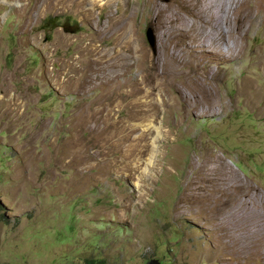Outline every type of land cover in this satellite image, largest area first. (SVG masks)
Here are the masks:
<instances>
[{
    "label": "rangeland",
    "instance_id": "1",
    "mask_svg": "<svg viewBox=\"0 0 264 264\" xmlns=\"http://www.w3.org/2000/svg\"><path fill=\"white\" fill-rule=\"evenodd\" d=\"M131 2L133 21L143 0ZM106 3L125 9L0 0V264H264V99L251 107L239 95L245 78L264 88L252 47L262 20L240 59L182 60L173 86L158 88L152 74L174 62L121 60L113 29L96 25L108 24ZM148 21L135 46L161 57ZM123 61L141 96L103 84Z\"/></svg>",
    "mask_w": 264,
    "mask_h": 264
},
{
    "label": "bare ground",
    "instance_id": "2",
    "mask_svg": "<svg viewBox=\"0 0 264 264\" xmlns=\"http://www.w3.org/2000/svg\"><path fill=\"white\" fill-rule=\"evenodd\" d=\"M86 1L87 0H72V3L76 8H81ZM64 2H67V0H64ZM109 3L111 2L109 1ZM93 6L94 7L92 9H89L86 12L93 14V11L99 7L96 4ZM132 8L133 3L131 0H125V9L123 12L119 15H114L111 14V7H107L106 3V7H100V9L101 11L106 10L105 16L108 24L101 25L98 21V24L96 25L101 27L102 35L113 29L111 37L114 38L113 45L115 47L120 46L122 49L121 51H124V53L127 54L126 58L125 56H122L124 54H118L121 56V60H128L129 58H134L137 56L136 60H141L138 62L139 68H147L146 66L149 64L153 71L158 68L159 64L157 62L156 65L153 63V60H161V62L162 60H171L174 62L176 66V70L174 72L168 71L166 62H162L160 65L162 72L158 74L152 72V75H154L161 82L158 84V88L160 86L165 88H171L173 86L172 81L174 77H177L176 72H179L184 66L182 60H202L207 55H213V57L215 56L214 58L216 60H225L224 55L230 60L240 59L245 53H247V50L251 46H249L248 43L251 39L250 33L253 31L255 21L260 18L262 20V25L264 26V0H143V4L140 7L142 10L140 8H135V18L133 21H131L132 16L130 15V10ZM140 11L142 12L140 13ZM145 19L150 21L151 26H156L157 31L159 32L158 43L163 53H161V57L158 54V56L151 55L145 47H140L139 44L135 46L137 43L136 41H140L141 39L139 36L140 28L141 24H143L142 22ZM129 21L132 22L130 23L131 26H129ZM129 27H131L130 33L128 30ZM99 31L94 33L96 35V41H100V38L103 37L99 36ZM173 46L175 47L174 49ZM252 47L254 48L253 54L255 55L254 58L257 62L256 64L262 65L264 62H262V60H264V42L263 44L257 46L253 45ZM115 57L113 58L114 60H116ZM96 60L102 61L103 58H98ZM121 64L122 71H120L122 73L120 76H118V73L116 75H114V73V76L110 75L113 77H110L108 80H106L107 82H100L105 85L106 83L108 85L113 83V87L119 85L121 87L131 88L130 92L125 93L127 97L141 96L139 94L144 93V87L143 84H138V81L130 76L132 65L130 62L124 63V61ZM115 66H117V64ZM218 73L210 72V81L218 78ZM93 77L87 76L85 82L98 80V76L96 78ZM121 77H123V79ZM120 78L122 80L119 81ZM207 83L210 82L208 81ZM103 84L100 86L102 87ZM240 86L239 95L248 98L247 105L256 107V105H259L258 103L263 101L264 88L260 89L259 87H256L253 80L245 78L240 83ZM109 87L111 88V86ZM105 91L109 93L108 89ZM111 91L114 92L115 89H111ZM151 94L152 93H145V96H149ZM206 94L207 93H204L203 95ZM197 101L198 100H196V102ZM147 106L150 111H157L156 105L149 103ZM196 107L197 104L195 106L193 105L190 109L186 107L185 111L189 112L192 109H196ZM103 112L101 114H103ZM96 115L92 117L94 118Z\"/></svg>",
    "mask_w": 264,
    "mask_h": 264
},
{
    "label": "water",
    "instance_id": "3",
    "mask_svg": "<svg viewBox=\"0 0 264 264\" xmlns=\"http://www.w3.org/2000/svg\"><path fill=\"white\" fill-rule=\"evenodd\" d=\"M147 37H148V41H149L150 45L152 47H154L155 46V38H154V35H153V32L151 29H149L147 31ZM147 264H160V262L157 259H152Z\"/></svg>",
    "mask_w": 264,
    "mask_h": 264
},
{
    "label": "trees",
    "instance_id": "4",
    "mask_svg": "<svg viewBox=\"0 0 264 264\" xmlns=\"http://www.w3.org/2000/svg\"><path fill=\"white\" fill-rule=\"evenodd\" d=\"M58 21H59V18H50L44 22L45 23L44 26H46V27L53 26L54 28H57L58 27ZM90 264H95V262L90 261Z\"/></svg>",
    "mask_w": 264,
    "mask_h": 264
}]
</instances>
